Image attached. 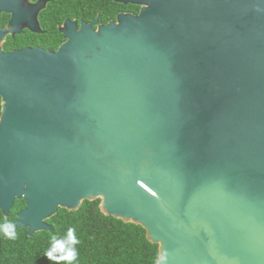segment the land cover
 <instances>
[{
  "label": "water",
  "instance_id": "1",
  "mask_svg": "<svg viewBox=\"0 0 264 264\" xmlns=\"http://www.w3.org/2000/svg\"><path fill=\"white\" fill-rule=\"evenodd\" d=\"M57 52H4L0 210L100 199L167 264H264V0H153Z\"/></svg>",
  "mask_w": 264,
  "mask_h": 264
},
{
  "label": "trees",
  "instance_id": "2",
  "mask_svg": "<svg viewBox=\"0 0 264 264\" xmlns=\"http://www.w3.org/2000/svg\"><path fill=\"white\" fill-rule=\"evenodd\" d=\"M1 115V97H0ZM25 207L16 200L8 217L0 210V225L17 223L18 213ZM47 222L51 230L29 235L27 228H17V238L7 239L0 233V264H56L45 253L51 248V237L66 238L68 229L75 228L80 240L76 245L78 259L74 264H155L158 244L152 243L141 226L104 214L100 199L85 200L77 210L60 208ZM67 264V262H62Z\"/></svg>",
  "mask_w": 264,
  "mask_h": 264
},
{
  "label": "flooded vegetation",
  "instance_id": "3",
  "mask_svg": "<svg viewBox=\"0 0 264 264\" xmlns=\"http://www.w3.org/2000/svg\"><path fill=\"white\" fill-rule=\"evenodd\" d=\"M153 0H0L3 51L57 52L76 37L101 34Z\"/></svg>",
  "mask_w": 264,
  "mask_h": 264
},
{
  "label": "clouds",
  "instance_id": "4",
  "mask_svg": "<svg viewBox=\"0 0 264 264\" xmlns=\"http://www.w3.org/2000/svg\"><path fill=\"white\" fill-rule=\"evenodd\" d=\"M75 228H69L66 238H58L53 235L51 237L52 246L45 253L48 260L55 261L56 264H74L78 259V251L76 245L80 243V240L75 235ZM0 233H2L7 239L15 240L17 238V231L15 223L11 221H5L0 225ZM169 253L167 250H162L157 253L155 264H167Z\"/></svg>",
  "mask_w": 264,
  "mask_h": 264
}]
</instances>
